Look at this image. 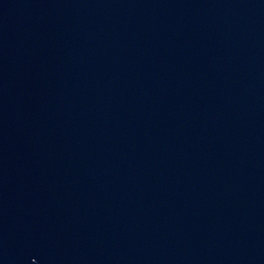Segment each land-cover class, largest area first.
<instances>
[{
	"label": "water",
	"instance_id": "obj_1",
	"mask_svg": "<svg viewBox=\"0 0 264 264\" xmlns=\"http://www.w3.org/2000/svg\"><path fill=\"white\" fill-rule=\"evenodd\" d=\"M0 264H264V220L145 191L0 122Z\"/></svg>",
	"mask_w": 264,
	"mask_h": 264
}]
</instances>
